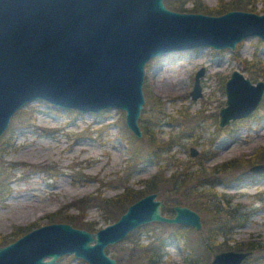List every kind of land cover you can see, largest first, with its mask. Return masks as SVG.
Listing matches in <instances>:
<instances>
[{
	"label": "rangeland",
	"instance_id": "rangeland-1",
	"mask_svg": "<svg viewBox=\"0 0 264 264\" xmlns=\"http://www.w3.org/2000/svg\"><path fill=\"white\" fill-rule=\"evenodd\" d=\"M176 1L182 3L181 10L170 7L164 0L166 7L174 11L220 15L228 10L216 13L211 9L232 0H199L196 8H192L190 0H172ZM253 6L252 12L264 13V0H254ZM202 68L201 97L193 100L190 92L194 77ZM235 70L253 84L264 82V43L258 37L239 42L234 50L195 48L150 60L145 66L143 83V93L146 88L150 97L147 99L144 93L138 123L141 131L147 127L159 143L160 147L155 149L149 147L146 138L138 139L130 132L121 110L80 115L75 110L55 108L40 100L26 104L13 115L0 137V165L1 162L12 165L11 193L0 204V236L18 227H28L30 231L52 223L49 216L54 213L77 215V210L69 204L90 194L111 197L126 186L141 190L144 181L159 167L169 175L174 160L187 164L193 172L200 169L207 173L213 184L197 187V191L213 192L217 204L229 208L238 217L239 225L224 238L227 244L259 245L261 248L253 250L246 260L253 258L256 263L264 264V173L250 170L262 163L227 168L230 163L250 160L258 150L264 149V133H261L264 132V94L251 116L219 127L218 112L226 100L224 84ZM152 97L158 104H154ZM191 147L197 151L195 156L190 154ZM131 151L140 158L129 164ZM223 165L226 169L222 171ZM157 196L164 203L163 213L167 195L157 193ZM190 202V197H180L171 208L181 205L196 211L201 218L200 230L178 225L184 235L176 236L177 225L161 222L137 229L136 235L144 244L148 243V236L163 239L159 264L210 263L214 253H207L202 242L208 216L200 208H192ZM83 214L84 220L94 222L97 229L107 225L97 205L87 207ZM153 224L155 229L147 231ZM126 245L124 239L112 245L108 256L117 264H143L140 255L126 249ZM55 264L86 263L65 256Z\"/></svg>",
	"mask_w": 264,
	"mask_h": 264
},
{
	"label": "water",
	"instance_id": "water-1",
	"mask_svg": "<svg viewBox=\"0 0 264 264\" xmlns=\"http://www.w3.org/2000/svg\"><path fill=\"white\" fill-rule=\"evenodd\" d=\"M251 37L264 43V13L178 12L164 0H0V137L17 111L40 100L80 115L121 110L126 127L140 139L138 120L150 60L195 48L234 50ZM203 73L202 68L195 74L193 100L201 97ZM224 91L219 127L251 116L262 100L264 82L253 84L235 70ZM190 154L197 151L191 147ZM250 170L264 173V163ZM163 208L153 192L95 232L64 222L39 226L0 246V264H55L64 256L86 264H117L106 248L143 225L201 229L200 215L193 209L176 205L173 216H166ZM251 254L220 251L209 264H243Z\"/></svg>",
	"mask_w": 264,
	"mask_h": 264
},
{
	"label": "trees",
	"instance_id": "trees-1",
	"mask_svg": "<svg viewBox=\"0 0 264 264\" xmlns=\"http://www.w3.org/2000/svg\"><path fill=\"white\" fill-rule=\"evenodd\" d=\"M190 1L193 5L192 8L199 7V0ZM253 2L254 0H232L228 3L220 2L211 10H214L216 13H222L232 9H243L252 12L254 10ZM164 3L167 6L166 2ZM167 3L170 7L176 10L182 9L181 2L176 1L174 3L172 2V0H167ZM144 93L147 99H149L150 94L146 90V88H144ZM152 99L154 100V104H158V101L155 97H152ZM142 136L146 138L147 144L149 145V147H151V149H155L159 146V143H157V141H154L152 133H150L147 127H144L142 129ZM139 158L140 157L137 152L134 153L133 151H131V158L128 160V163H134L138 161ZM4 163L1 162L0 165V204L11 193L10 170L12 169V165L10 163L4 165ZM171 163L172 172L169 175H166L165 170L159 167L158 171L152 177L144 181V186L141 190H133L126 186L124 187L122 192L111 197H102L100 195L96 196L92 194L84 196L69 204V207H73L77 210V215H61L59 212L54 213L49 216V222L69 223L74 227L83 228L88 231L95 232L97 230L96 224L94 222L84 220L83 211L86 210L87 207L97 205L102 211V218L104 222L106 224H109L116 221L119 216L126 210V208L137 199L149 193L156 192L158 194L163 193L167 195L166 207L163 212L166 215L168 212H173L171 205L177 204L180 200V197H183L185 199L190 197V206L192 208H200L208 216V219L206 218L205 220V223L208 226L204 224V238L202 240L203 247L207 253L212 254L229 249L236 251H253L261 248L259 245H254L250 242L240 243L233 247L229 246L224 238H226V236L231 233L232 229L239 225L238 217L229 208H226L225 206L221 207L220 205H218L213 192L208 190H201L200 192L197 191V187L201 188L204 185L210 186L213 184L212 180L207 177V173L204 174V172L200 169H197L195 172H193L191 171L190 166H188L187 164L186 166L179 161L175 162L174 160H171ZM247 163H264V149L258 150L257 153L252 155L250 160H246L245 162L238 161L237 164L230 163L228 164L227 168L238 167L239 165L246 166ZM221 169L222 171L225 170L226 166H221ZM195 181L196 184H193V182ZM95 199L96 201H94ZM155 227L156 226L154 224L149 225L147 227V231H153ZM174 227V234L176 236L184 235L181 232V226L177 225ZM28 231V227H18L15 228L14 231H12L10 234L0 236V246L14 241ZM136 234L137 229L130 232L126 236V238L124 239L127 243L126 249H130L132 252H137L140 255V258L144 261L143 264H159V259L162 254L161 249L163 247V239L159 236H148L149 241L148 243L144 244ZM111 247L112 246L106 248V253ZM190 247L192 248V246ZM243 264L258 263H256V259L254 260L253 258H249L248 260L244 261Z\"/></svg>",
	"mask_w": 264,
	"mask_h": 264
},
{
	"label": "bare ground",
	"instance_id": "bare-ground-1",
	"mask_svg": "<svg viewBox=\"0 0 264 264\" xmlns=\"http://www.w3.org/2000/svg\"><path fill=\"white\" fill-rule=\"evenodd\" d=\"M261 133H264V132H261ZM233 151V149L231 150V152ZM228 153H229V150H228ZM242 192H244V191H242ZM239 192L237 191V192H234V194H238Z\"/></svg>",
	"mask_w": 264,
	"mask_h": 264
}]
</instances>
